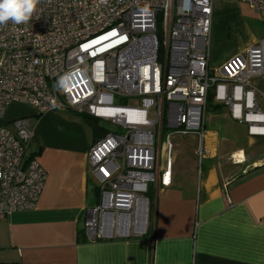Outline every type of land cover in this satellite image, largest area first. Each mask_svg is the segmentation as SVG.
I'll list each match as a JSON object with an SVG mask.
<instances>
[{
    "label": "built area",
    "instance_id": "built-area-1",
    "mask_svg": "<svg viewBox=\"0 0 264 264\" xmlns=\"http://www.w3.org/2000/svg\"><path fill=\"white\" fill-rule=\"evenodd\" d=\"M215 1L40 0L27 23L0 26V119L23 104L38 115L72 111L115 128L88 151L99 189L84 221L90 241L148 235L149 187L170 184L173 135L197 134V155L206 154L211 91L250 135H264L250 85L264 76V37L211 70ZM232 1L247 4L264 25V0ZM129 98L138 106H128ZM10 124L0 125V219L32 209L46 177L28 152L30 116Z\"/></svg>",
    "mask_w": 264,
    "mask_h": 264
},
{
    "label": "crops",
    "instance_id": "crops-1",
    "mask_svg": "<svg viewBox=\"0 0 264 264\" xmlns=\"http://www.w3.org/2000/svg\"><path fill=\"white\" fill-rule=\"evenodd\" d=\"M261 37L264 25L247 4L216 0L209 68L220 69ZM250 85L264 112V76ZM220 106H212L209 126L205 120L201 160L198 135H187L194 142L187 155L172 148L170 184L149 187L148 235L90 241L84 221L99 200L88 165L92 127L72 111L38 115L29 105H10L0 125L30 116L28 152L46 177L32 209L0 219V264H264V135H250L223 104L235 123L226 122Z\"/></svg>",
    "mask_w": 264,
    "mask_h": 264
},
{
    "label": "clouds",
    "instance_id": "clouds-1",
    "mask_svg": "<svg viewBox=\"0 0 264 264\" xmlns=\"http://www.w3.org/2000/svg\"><path fill=\"white\" fill-rule=\"evenodd\" d=\"M40 0H0V26L27 23ZM63 83V79L60 82Z\"/></svg>",
    "mask_w": 264,
    "mask_h": 264
},
{
    "label": "rangeland",
    "instance_id": "rangeland-1",
    "mask_svg": "<svg viewBox=\"0 0 264 264\" xmlns=\"http://www.w3.org/2000/svg\"><path fill=\"white\" fill-rule=\"evenodd\" d=\"M128 106H138V102H137V100H135V99H132V98H129V99H127V101L125 102ZM207 103H208V101H207ZM221 106V110H220V112L219 113H222V114H225V121L226 122H234L233 120H231L230 118H229V116H228V110L226 109V107L225 106H223V104L222 103H219ZM208 105V104H207ZM215 106V105H217V103H212L211 102V100H210V102H209V106H208V108H207V106H206V108H207V111L205 112V120H206V124H207V126H209V123H208V118H209V116H210V113L212 112V111H214L213 109V107L212 106ZM31 121V120H30ZM98 123V122H97ZM235 123V122H234ZM98 126L99 127H101V128H104V129H106V130H108V131H114L115 130V128L113 127V126H111L110 124H107V123H103V122H99L98 123ZM167 133V131H165V133H164V135H163V139H165V134ZM188 136H181V135H173V137H172V143H173V146H174V149L175 150H179L181 153H183L184 155H187L190 151H191V149H192V147H193V145H194V142H193V140H191L190 138H187ZM158 140H159V136H158V133H157V137H156V142L158 143ZM182 154V155H183Z\"/></svg>",
    "mask_w": 264,
    "mask_h": 264
},
{
    "label": "trees",
    "instance_id": "trees-1",
    "mask_svg": "<svg viewBox=\"0 0 264 264\" xmlns=\"http://www.w3.org/2000/svg\"><path fill=\"white\" fill-rule=\"evenodd\" d=\"M208 98L209 99H207V100L210 101L211 100L210 96H208ZM76 115L79 116L83 121H85L87 124H89L92 127L97 138L102 137L105 134L104 128L99 127L98 123L95 119H93V118H91L85 114H76Z\"/></svg>",
    "mask_w": 264,
    "mask_h": 264
}]
</instances>
